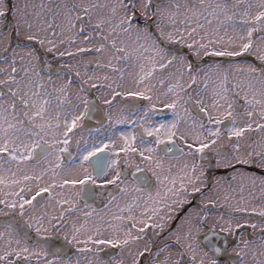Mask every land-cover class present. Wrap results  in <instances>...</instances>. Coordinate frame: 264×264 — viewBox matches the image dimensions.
<instances>
[{
  "label": "snow or ice",
  "instance_id": "6c2138e0",
  "mask_svg": "<svg viewBox=\"0 0 264 264\" xmlns=\"http://www.w3.org/2000/svg\"><path fill=\"white\" fill-rule=\"evenodd\" d=\"M0 264H264V0H0Z\"/></svg>",
  "mask_w": 264,
  "mask_h": 264
}]
</instances>
